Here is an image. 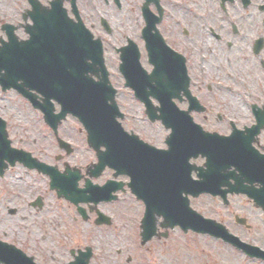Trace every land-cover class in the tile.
<instances>
[{"label": "flooded vegetation", "instance_id": "af4514ba", "mask_svg": "<svg viewBox=\"0 0 264 264\" xmlns=\"http://www.w3.org/2000/svg\"><path fill=\"white\" fill-rule=\"evenodd\" d=\"M49 1L41 2L51 8ZM63 1L68 15L77 21L70 12L72 0ZM74 1L84 25L100 37L104 45L103 36L113 34L108 20L115 16V10L121 11V0ZM145 3L146 0L135 1L134 21L126 14L120 19L118 35L123 42L112 45L114 55L106 63L111 68L117 67L120 52L115 49L126 46L132 39L137 45L140 67L146 71V74L138 71L135 80L146 84L149 89L159 81L150 79L154 64L149 61L145 50ZM147 10V17L154 22L152 32L156 31L167 46V55L156 62L167 70V76L181 74V81L188 84V93L180 92L177 98H172L179 111L167 112V116L184 120L178 125L184 126L186 141L191 137L187 136L190 122L186 116L201 130L197 139L200 145L195 147L199 150H188L181 155L189 168L185 177L189 182H199V185L180 183L175 189L187 196L190 206L199 214L222 223L234 233L237 231L243 241L264 250V0H151ZM31 11L28 5L23 8L25 20L8 21L16 27L14 33L19 39L29 37L33 25ZM3 37L4 34H0L1 40L6 38ZM156 48H159L158 43ZM113 75L111 82L116 88L119 86L117 97L124 114L123 128L158 148L166 147L170 129L149 119L142 103L125 85L123 73ZM173 83L174 80L167 84L172 86ZM149 98L154 106H158L156 96L150 95ZM133 103L136 110H131ZM33 114L43 123L40 130L45 132L36 134L30 130L35 135L30 143L32 136L25 134L18 139L19 143L13 145L29 151L37 160L55 166L59 176L68 172L77 175L75 185L81 196L112 198L75 205L57 197L49 189L47 174L16 164L14 167L22 168L31 183L29 190L32 193L29 195L38 194L30 197L23 207L14 208L13 212L7 209L13 219L8 230L0 232V239L16 248L10 252V258L14 261L29 258L25 264H68L88 254L86 264H128V257H124L126 239L122 233L140 229L143 204L127 187L130 179L127 170L115 174L109 166H95L94 151L88 147L85 131L76 118L68 116L57 126L58 137L72 146V151L65 154V148L59 146L56 134L44 123L42 114ZM68 120L73 126H67L70 124ZM74 129L77 131L75 135ZM76 135L81 137L80 141L83 139V144H78L80 141H76ZM50 148L56 151L51 156L48 155ZM208 181L217 184L212 192L191 193ZM237 183L247 186L248 193L236 192ZM107 187L113 188L111 192H107ZM103 188L107 193L99 194ZM93 190L94 193L90 192ZM46 191L50 197L45 196ZM256 198L263 200V206L256 204ZM131 203L133 208L129 206ZM128 206L132 210L127 209ZM100 214L108 216L109 223L102 222ZM185 235L191 240L201 237L223 244L220 239L209 235L192 231ZM110 237L117 242L114 251L111 250ZM153 240L141 246L139 251L147 255ZM129 261L130 264L132 259Z\"/></svg>", "mask_w": 264, "mask_h": 264}, {"label": "water", "instance_id": "95a60500", "mask_svg": "<svg viewBox=\"0 0 264 264\" xmlns=\"http://www.w3.org/2000/svg\"><path fill=\"white\" fill-rule=\"evenodd\" d=\"M61 1L62 0H53L51 2L52 10H57L66 23L64 10L60 9ZM29 2L33 8L30 15L34 23L39 24L41 21H47L53 14L52 11H45L36 0H29ZM150 2L151 0H146L144 6V16L147 24L145 32L147 33L154 27V22L147 17L149 15L147 12V5ZM65 23H62V35L57 36V38H48L45 44L46 46H43L45 38L34 40L35 34L33 33V40H29L31 42L30 67L27 69L24 63L26 62L24 42H15L18 46L16 45L17 48L14 50L11 49L10 44L12 42L4 43L0 47V84H2L3 89L13 87L21 95L26 97L33 107L40 109L44 113L45 121L48 122L52 128H55L56 122L67 112L77 115L86 128L88 144L97 151V167H103L107 164L117 169V173L121 172L122 166L126 170L128 168L132 170L136 169L141 160L139 154L141 149L144 148L141 146L142 144L139 146L138 144L140 143L135 139L125 135L120 126L114 121L117 108L113 99L114 91L108 83L107 72L103 66L101 43L98 39L92 40L90 35L87 37L83 36L85 29L81 23L78 27L76 24H73L72 28L66 27ZM3 28L10 37L12 34V27L4 25ZM72 32L75 34L78 32L79 35L75 36ZM70 34L73 38L69 36ZM144 38L149 41H159L158 44L160 49L167 54V51L161 46V40L156 32L144 34ZM86 40L89 41V52L84 51L83 48V43H85ZM29 41H27L26 44L30 43ZM49 42H54V45L50 47ZM39 48L41 49L38 50ZM128 48L135 49V46L129 45L124 49ZM157 52L156 47H151L149 53L151 55ZM159 53L162 54L161 52ZM122 55H120L121 58ZM87 59H90L91 63H88ZM135 60L137 62V53ZM121 68L122 64L120 65V70ZM88 72L94 74L99 80L94 82L87 76L86 73ZM26 73L30 76L29 85L28 83L24 84V78L28 80ZM166 76L167 74H165L164 77L161 76L157 73V70L155 75H150V79L159 81L154 91L146 90V86L129 84V86L134 89L136 97L144 102L146 112L150 119H159L165 127L174 128V132L171 134L172 136H170L167 141L169 150L166 152L154 151L155 153H153V163L158 161V165L150 164L146 166V170L142 168V179L138 176L132 177V191L145 203L144 217L141 221V243L144 244L154 234L155 215H158L163 218L160 225L164 228H172L178 225L184 231L191 228L194 231L209 232L241 248L250 256L261 257L263 254L256 251V248L241 243L235 236L222 229L220 225H214L215 223L213 221L202 219L203 223H207V226L197 225V222L193 218L194 214L188 207L187 200L176 195L172 196L167 194L163 190L165 189L164 185L169 183L172 168L174 167L175 170L183 168L177 163L179 161L174 159L172 152L181 149L185 144L183 140H172L175 136H179V133H177L178 126L183 125L173 126L170 122V118L165 114L169 111H176V109H173L174 105L171 102L172 96L177 97L180 91L187 93V81H181V74L180 76L177 74V76L174 77L170 75V78ZM168 78L170 79L169 82L174 80L171 87L165 82ZM18 80H21V82L18 83ZM156 89H158V93ZM32 90L43 96L41 101L37 100V95L32 92ZM142 92H144V94ZM156 94H158L160 102L158 110L164 114L161 116L155 114L156 109L153 108L148 100L149 95L156 96ZM51 99L60 103L61 111L59 114H53L54 108ZM179 119L180 118L175 119V121ZM180 120L184 122L183 119ZM189 135L191 138L197 136L196 140H190V144L199 146L200 142L197 140L199 131L191 128ZM61 145L63 146L62 142ZM100 146H104L105 150H99ZM17 160L24 162V164L29 167H35L39 171L48 174L51 179L50 187L57 191L58 196H62L75 204L79 201L93 199L90 196H81L80 192L76 190L75 184L76 179H78L77 175H71L70 172L67 171L68 173L59 176L52 167L38 162L30 163L28 160V153L10 148L4 121L0 119V174H2L4 168H6V163L13 165ZM156 174L158 177H155ZM155 186L158 188L157 195H154L151 189ZM110 190H107V192ZM241 191H246V189H241ZM107 192L105 191V193ZM102 198L105 200L109 199L108 196ZM259 200L260 199L257 201ZM208 224L212 227L214 225L215 229H210ZM12 249H14L12 246L0 242V263L25 264V261L26 263L29 262V260L25 258H16L15 261L11 259L10 252H12ZM87 258L88 254H86L83 259L79 258L70 264H86Z\"/></svg>", "mask_w": 264, "mask_h": 264}, {"label": "rangeland", "instance_id": "374dc122", "mask_svg": "<svg viewBox=\"0 0 264 264\" xmlns=\"http://www.w3.org/2000/svg\"><path fill=\"white\" fill-rule=\"evenodd\" d=\"M4 1V3L0 2V23L20 19L19 12H21L24 7L28 6L26 0ZM41 1L43 2L45 0ZM135 1L136 0H121V11L118 12L115 10V16L113 15V17H110L108 20L112 25L113 34L110 36H103V40H106H104V55L107 63L108 58H111L114 55L112 45L118 46L123 42L118 35V32L120 31V19H124L125 14L130 16L131 21H134L136 17ZM0 34H2L1 31ZM111 64H113V61ZM108 69L111 72V76L113 74H115L113 76H117L118 71L115 65L112 68L108 66ZM121 110L123 111L122 107ZM131 110H136L134 103L131 105ZM34 112L35 111L29 106V104L16 94V92L7 91L6 93H2L0 91V115L7 117V130L13 144L19 143L18 139L20 137L23 138L25 134L32 136L28 141L30 143L31 139L35 136L33 133L39 134V132H45L44 130H40L44 125L42 122H39L36 115L33 114ZM70 125L73 126L71 121L67 126ZM21 128L26 131H22ZM30 130L34 132L30 133ZM76 133L77 131L74 129V135ZM159 133L162 135V130H159ZM74 137H76V141L81 140V137H78V135ZM83 142L82 139L78 144L81 145ZM43 143L46 144V141L43 140ZM54 152L56 151L50 148L48 150V155L51 156ZM52 160L53 159L50 158V161ZM26 175L27 174L22 168L13 167L6 172L3 179H0V232L8 230V225L13 219V217L7 213V208L23 207L28 199H31L38 194L37 192L29 195L32 193L29 190L31 183L28 182V177H26ZM45 187L47 190V183ZM47 191L45 196L50 197V194ZM129 206L132 207V203ZM129 206L127 209L132 210ZM137 233L138 232L131 230L122 233L123 239H126V253L124 257H131L132 261L130 264H264L261 260L246 257L228 245H219V243H214L205 238L199 237L194 240L190 239L186 241V237L178 228L170 231L167 240L161 239V241H155L156 239H154L150 244V252L145 255L139 251L140 245ZM0 236H2V234H0ZM111 237L113 238V236ZM111 237V250L114 251L117 242Z\"/></svg>", "mask_w": 264, "mask_h": 264}, {"label": "bare ground", "instance_id": "6f19581e", "mask_svg": "<svg viewBox=\"0 0 264 264\" xmlns=\"http://www.w3.org/2000/svg\"><path fill=\"white\" fill-rule=\"evenodd\" d=\"M0 2H3L4 3L5 1L4 0H0Z\"/></svg>", "mask_w": 264, "mask_h": 264}]
</instances>
